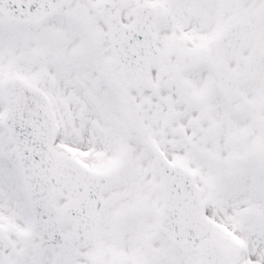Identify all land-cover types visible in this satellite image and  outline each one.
<instances>
[{"label": "snow or ice", "instance_id": "1", "mask_svg": "<svg viewBox=\"0 0 264 264\" xmlns=\"http://www.w3.org/2000/svg\"><path fill=\"white\" fill-rule=\"evenodd\" d=\"M0 264H264V0H0Z\"/></svg>", "mask_w": 264, "mask_h": 264}]
</instances>
